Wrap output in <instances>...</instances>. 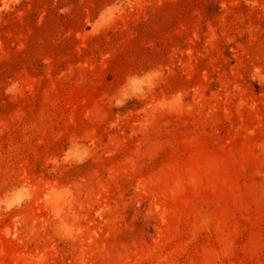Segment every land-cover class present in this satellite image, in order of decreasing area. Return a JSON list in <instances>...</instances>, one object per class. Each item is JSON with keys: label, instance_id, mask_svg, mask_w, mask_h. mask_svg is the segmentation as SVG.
I'll use <instances>...</instances> for the list:
<instances>
[{"label": "rangeland", "instance_id": "374dc122", "mask_svg": "<svg viewBox=\"0 0 264 264\" xmlns=\"http://www.w3.org/2000/svg\"><path fill=\"white\" fill-rule=\"evenodd\" d=\"M0 264H264V0H0Z\"/></svg>", "mask_w": 264, "mask_h": 264}]
</instances>
